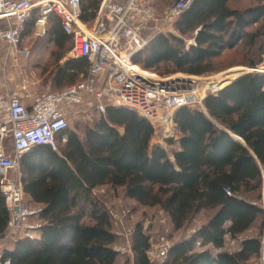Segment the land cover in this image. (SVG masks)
<instances>
[{"label": "trees", "instance_id": "obj_1", "mask_svg": "<svg viewBox=\"0 0 264 264\" xmlns=\"http://www.w3.org/2000/svg\"><path fill=\"white\" fill-rule=\"evenodd\" d=\"M101 1L80 0L79 20L92 22ZM231 1L192 0L173 20L175 33L154 35L132 56L133 65L158 75L217 72L216 62L226 51L245 37L251 43L257 38L259 31H247L249 26L260 22L264 31V0H254L253 7L243 10L232 8ZM39 12L32 11L22 35L37 26ZM45 28L43 37L52 42L48 59L53 81L77 82L88 61L69 58L59 63L72 49V35L54 14L47 16ZM187 39L194 43L187 44ZM255 65L248 63L250 68ZM94 113L98 118L85 127L83 138L67 126L57 136L55 151L45 145L32 148L45 151L46 160L36 165L33 181L25 185L22 180L24 191L45 204L37 216L39 235L3 249L0 264H116L110 215L93 194L102 186L122 190L140 206L158 207L176 230L196 213L212 212L189 238L173 244L165 264H248L260 258L264 207L257 201L264 191V70L208 93L202 109L178 108L173 115L177 136L166 140L175 147L172 159L162 146L150 147L154 126L135 110L108 105L103 113ZM250 194L256 196L247 197ZM85 215L91 223L84 222ZM259 218V232L242 238L236 251L212 253L205 247L222 248L225 237L244 235ZM8 219L0 191V239ZM149 246V235L137 225L132 237L135 264H150Z\"/></svg>", "mask_w": 264, "mask_h": 264}, {"label": "built area", "instance_id": "obj_2", "mask_svg": "<svg viewBox=\"0 0 264 264\" xmlns=\"http://www.w3.org/2000/svg\"><path fill=\"white\" fill-rule=\"evenodd\" d=\"M191 2L175 0L163 11L164 19L177 18ZM35 8L40 10L38 25L44 26L49 14L59 18L66 33L72 35L71 56L85 58L88 67L77 82L59 91L36 93L28 106L19 91L22 86L16 83L14 89L8 88L13 78L5 70L8 58L17 61L30 55L20 45L24 24ZM80 13V0H0V42L5 46L1 64L4 90L0 92V191L9 213L5 236L14 237L15 241L34 239V232L41 227L39 220L29 222L37 218L42 207L29 208L24 204L20 159L35 146L45 145L56 150L57 136L68 126L70 109L83 106L103 113L108 105L126 107L155 125L163 120V110L170 112L172 120L178 108L202 106L204 95L193 79H158L133 69L132 56L147 44L140 37V25L154 16L148 1L128 0L117 4L102 0L96 23L89 32L81 28ZM5 137L11 139V156L5 155L2 148ZM161 240L152 258L147 252L150 264H165L168 258L173 244L165 238Z\"/></svg>", "mask_w": 264, "mask_h": 264}, {"label": "rangeland", "instance_id": "obj_3", "mask_svg": "<svg viewBox=\"0 0 264 264\" xmlns=\"http://www.w3.org/2000/svg\"><path fill=\"white\" fill-rule=\"evenodd\" d=\"M117 4H125L128 0H111ZM154 9V16L145 22L143 25H140L139 34L143 39L148 38L154 32L158 33H175L173 28V20H167L163 17V11L171 5L175 0H146ZM256 3L254 0H232L230 6L232 8H237L240 10L253 7ZM97 18V17H96ZM96 18L93 21L96 22ZM90 23V24H93ZM83 31L89 32L90 30L86 27L81 26ZM45 25H38L31 27L23 35V41L20 46L26 47L31 50V45H37L39 49V59L37 62L41 70L50 73L46 75L42 82H52V74L54 71L53 64L51 60L47 58V45L43 42L37 40L38 36H46ZM259 31L257 38L253 43L249 42L248 38H244L241 43H239L235 48L226 51L220 59L216 62L215 68L217 72L207 73L203 75H189L183 73H174L169 75H158L157 73L149 70H141L137 65H133V69L145 72L150 75V77L158 79H172V78H181V79H193L196 83V87L199 89L201 95L204 97L208 93H214L217 90L221 89L227 85L232 79L235 71L241 73L257 72V69L264 70V31L260 28V22L257 24H252L247 28V31ZM187 44L194 43L193 39H187ZM5 48V47H3ZM32 58V60H31ZM14 60L13 58H8L7 60ZM18 61H15L19 65L18 72L20 73L24 67H27V73L31 70L35 71V74L39 73V69H34L36 62L34 57L28 58H18ZM4 60L2 59L1 64ZM248 63H256L253 68L248 67ZM231 66L228 69H225L227 66ZM17 68V67H16ZM32 68V69H29ZM45 69V70H44ZM240 69V70H239ZM10 70V69H9ZM239 76V75H237ZM236 76V77H237ZM235 77V78H236ZM41 79V77H39ZM15 82L14 80L12 83ZM226 82V83H225ZM41 83V82H40ZM209 83V84H208ZM25 94V93H24ZM203 97V99H204ZM192 108L202 109V106H195ZM169 111L163 110V120L159 124L154 126V135L150 142V147L155 145L162 146L170 159H172L171 152L174 150V145H170L166 142L167 139L174 140L177 136L175 126L173 124V115L172 120L170 119L171 114ZM98 118V115L93 111H89L83 106L74 107L70 109L68 114V130L74 131L80 138L84 137V129L86 126L90 125L95 119ZM65 141V137L60 140L59 149ZM2 148L5 155H9L8 150L11 149V139L5 137L2 141ZM94 196L100 201L103 209L107 210L110 215L111 220V230L116 235V241L113 245L115 251L118 252V257L116 264H135L134 263V254L132 252V237L134 229L137 225L142 224L143 229L147 235H149V250L148 255L150 258L154 255L155 251L158 249V246L162 242V238L167 239L170 243L175 244L183 239L189 238L197 228L201 227L206 220L212 215V212L200 211L193 215L192 218L180 229H174L167 216L161 211L158 207H143L133 201L125 198L122 190L113 191L110 187L102 186L98 187L93 191ZM256 194H250L249 198H254ZM258 204H261L264 207V191L261 195V198L257 201ZM37 218H31L29 222L31 224L36 223ZM84 222L91 223L89 215L84 216ZM261 219L259 218L252 226V228L246 232L244 235L237 237L236 239H230L225 237V242L222 248L214 249L212 246L207 245L206 248H209L212 253L217 251H229L234 252L239 248L240 241L244 237L254 236L259 232ZM35 238L38 237L39 231H35ZM34 238V239H35ZM262 241V253L259 259H251L248 264H264V226L263 232L261 235ZM15 242L14 237L6 238L5 246L10 247L12 243ZM3 246V248L5 247ZM201 249L202 247H198ZM3 249H0V253ZM152 260V259H151ZM153 264H155L153 262Z\"/></svg>", "mask_w": 264, "mask_h": 264}, {"label": "crops", "instance_id": "obj_4", "mask_svg": "<svg viewBox=\"0 0 264 264\" xmlns=\"http://www.w3.org/2000/svg\"><path fill=\"white\" fill-rule=\"evenodd\" d=\"M96 17H97V15H96ZM96 20H97V18H96ZM93 21L89 22V23H82L80 21V23L82 24V26L86 27V29L92 30L95 23H96V22L93 23ZM90 23H93V24H90ZM157 33L158 32H154L151 36L146 38L147 42ZM37 40H46L45 44L47 45V50H48L47 51V58H48L49 52L51 50V43H52L50 38L38 36ZM34 44L35 43H33V45H31V50H29L28 48L27 49L30 52V57L35 56L37 58V59H35L36 61H34V62H36L34 65V69H36V70L39 69L40 70L39 73L35 74V71L31 70V72H29V74H28L27 70H26L27 67H24V69H22L21 73H20V69L18 72V68H20V67L17 63H15V60H12V59L7 60L8 67L5 70V74H7L8 76H11L13 78V80L15 81L13 83L12 82L8 83V88L14 89L16 83L19 84L20 86H22L24 89H22V87H21L22 90L20 89L19 91H20L21 96L23 97L22 98L23 102L28 106L31 105V99H32L31 97L33 95H35L36 93L43 92V91H55V90H58L64 86L68 85V83H66V82L55 83L53 80H52V82H47V83L42 82L44 80V78L46 77V75H48L50 72L49 71L43 72V69L41 70L40 66L38 65L39 63L37 62V60L39 59V52H38L39 49L37 48V45L34 46ZM3 47H5L4 44L0 42V92H2L4 90L2 87V84H1V78H2L1 61L5 56V48H3ZM70 52H71V50L68 51L63 56V58L59 61V63L62 64L67 59L73 58L71 56ZM31 60H32V58H31ZM29 69H32V68H29ZM83 75L84 74L82 72H79L78 73V79H76V81L80 80ZM39 77H41V79H39ZM69 84H71V83H69ZM24 93L29 94L28 97H24V95H26ZM231 136L235 140L239 141L241 144H244L243 140L240 137H238L236 135H232V134H231ZM53 151H55V150H53ZM8 152H9V156H11L12 155V147L10 150H8ZM43 152H45V151H43ZM43 152L39 153L38 150L31 149V151H29L28 153L24 154L21 157V160H20L21 181L23 180L25 185H28V183H30L31 181L34 180L36 172H37V170L35 169L36 165H41V164L46 163V160L44 158L45 153H43ZM24 204H25V206H27L29 208H34V207L44 208L45 207V204L43 202L34 200L33 194L29 190L24 191ZM5 232L2 234V235H4V238L0 239V249L8 248V246H5L6 238H7L5 236ZM3 246H5V247L3 248Z\"/></svg>", "mask_w": 264, "mask_h": 264}, {"label": "bare ground", "instance_id": "obj_5", "mask_svg": "<svg viewBox=\"0 0 264 264\" xmlns=\"http://www.w3.org/2000/svg\"><path fill=\"white\" fill-rule=\"evenodd\" d=\"M262 69H263V68H262ZM262 69H257V71H262ZM239 70H240V69H239ZM137 71H138V70H137ZM138 72H140L141 74H144V75L150 77V75L146 74L145 72H142V71H138ZM237 75H240V73L238 72V70H237V72L235 71V74H233L232 79L235 78ZM152 78H153V77H152ZM225 83H226V82H225ZM208 84H209V83H208Z\"/></svg>", "mask_w": 264, "mask_h": 264}, {"label": "water", "instance_id": "obj_6", "mask_svg": "<svg viewBox=\"0 0 264 264\" xmlns=\"http://www.w3.org/2000/svg\"><path fill=\"white\" fill-rule=\"evenodd\" d=\"M245 74H247V72H245V73H241L239 76H237L236 78H234L233 80H235V79H237V78H239V77H241V76H243V75H245ZM233 80H231L230 82H232ZM229 82V83H230Z\"/></svg>", "mask_w": 264, "mask_h": 264}]
</instances>
